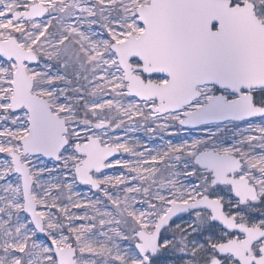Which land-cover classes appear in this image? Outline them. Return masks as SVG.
<instances>
[{"label": "snow or ice", "instance_id": "6c2138e0", "mask_svg": "<svg viewBox=\"0 0 264 264\" xmlns=\"http://www.w3.org/2000/svg\"><path fill=\"white\" fill-rule=\"evenodd\" d=\"M0 264H264V0H0Z\"/></svg>", "mask_w": 264, "mask_h": 264}, {"label": "rangeland", "instance_id": "374dc122", "mask_svg": "<svg viewBox=\"0 0 264 264\" xmlns=\"http://www.w3.org/2000/svg\"><path fill=\"white\" fill-rule=\"evenodd\" d=\"M129 135L132 136L133 138H140V139H141L142 141H144V142H147V141H148V135H147V133H146L144 130H137L136 132H134V133H130ZM161 135H165V139L171 138V139L174 140V142H178V140H179V136H184V137H188V138H190V136L200 135V133H198V132H193V133L189 134L188 132H184V131H182V132H180L179 136L174 135V136H172V137H168L167 134H161ZM159 144H160V141L157 139V140L155 141V144L150 145V146L158 147ZM49 166H51L50 163H49ZM111 171H112V170H109L110 173H111ZM79 190H80V191H86V189H85L83 186H81V188H80Z\"/></svg>", "mask_w": 264, "mask_h": 264}]
</instances>
